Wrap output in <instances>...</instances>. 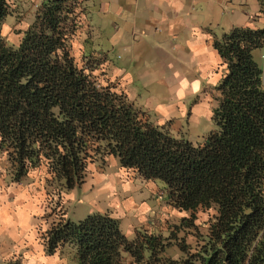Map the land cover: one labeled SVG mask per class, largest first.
Returning a JSON list of instances; mask_svg holds the SVG:
<instances>
[{
    "label": "trees",
    "instance_id": "16d2710c",
    "mask_svg": "<svg viewBox=\"0 0 264 264\" xmlns=\"http://www.w3.org/2000/svg\"><path fill=\"white\" fill-rule=\"evenodd\" d=\"M89 1L43 0L12 46L1 25L15 3L0 0V155L12 181L42 167L46 181L69 192L89 165L114 157L125 172L163 183L168 205L189 214L179 225H192L198 210L213 212L203 244L191 254L180 244L177 260L165 255L170 237L139 230L129 239L108 213L78 222L62 215L42 236L45 253L73 250L77 264H121L126 255L132 264H264V25L233 26L212 39L223 66L215 129L192 143L151 123L108 79L89 37L76 59ZM259 6L264 15V0Z\"/></svg>",
    "mask_w": 264,
    "mask_h": 264
},
{
    "label": "crops",
    "instance_id": "0c3cea01",
    "mask_svg": "<svg viewBox=\"0 0 264 264\" xmlns=\"http://www.w3.org/2000/svg\"><path fill=\"white\" fill-rule=\"evenodd\" d=\"M199 1L200 0H90L88 3L83 23L86 25L92 50L103 53L107 62L106 65L108 64L106 68L108 79L116 83V85L126 93L129 100L146 113L151 123L153 122L151 121L149 106L146 104L137 105L128 93V84H133L134 80V76L131 73V64L129 61H124L122 63L115 61L116 59L112 58L110 53L114 52L115 57L118 56L119 58V53L120 55L124 53V55L127 56L128 52H135V50H137L136 45L141 44L143 41L153 45L163 54L160 63L163 64V66H166V64L167 67L171 66L170 72L168 73H166L165 68L160 70V77H158L157 81L173 89L174 99L177 102H180L190 95H195L197 89L200 87V81L195 78L189 79L190 74H185L183 71L182 73L181 71H175L172 62L175 58L171 60L168 52H180L177 62L180 66L186 67L187 64L184 65V60H189V58H191L190 62L192 63L189 61L187 62L190 65H193L195 62L196 65L194 64V67L198 66L199 69L202 70L203 75L208 67L212 65L208 64V56L216 53L217 59L213 62L216 61L217 65H219L217 70L221 71V75H219L221 78L223 66L221 65L220 56L212 47V29L207 25L210 24V21L202 12V5ZM208 1L212 4L213 2H220L221 0H206L207 6ZM12 2L15 3L14 14L16 13L15 11H24L23 7L28 4H35L37 8L43 0H12ZM253 2H256L257 5H255L254 11L250 14V17L247 18L241 26L258 28L252 23V20L256 18L264 24V15L260 13L259 0H253ZM91 6L94 9H91ZM246 6L247 3L245 1L243 7L246 8ZM35 12L36 9L34 12H28L27 18L29 15H33L34 20ZM110 14H113L116 20L105 22L106 17ZM22 15L21 13H17L19 19ZM94 18H96L97 22L93 21ZM106 25L110 30V33H107V35L103 32L104 26ZM5 26L6 24L2 23L1 32H3ZM233 26L235 25L232 24L231 27ZM27 28L21 31L22 34ZM96 34L102 38L101 41L98 42V40H96ZM208 45L213 50L208 49ZM163 75H165L166 78H163ZM156 111L160 114V117L156 123H153L154 125L165 126L174 136H183L186 138L183 133L184 127L178 122V118L186 113L183 105H175L172 103V100H170L165 103H158ZM208 112H210L209 109ZM113 158L114 157L111 159L114 162ZM130 174H132L131 171L125 172L124 168L120 166L119 176H130L132 177L131 179L139 177L134 173L132 175ZM100 175L105 177L102 178L103 176H99L96 178L95 182H100L101 186L107 185L111 188L110 194L112 193V197L109 200V208H113L115 215L121 220L126 218L127 211H133L136 213L139 223H142L143 226H148V214L152 209H154V217H152L151 220L154 224L155 220L160 221L161 218L163 219V214H166L165 211L167 208H169L170 213L175 211V213L179 215V218L187 215L185 211L180 212L170 207L166 198L163 199L165 197L163 191L161 192V196L163 195L162 199L165 201L162 202L158 198H155L156 201L154 199L153 202L149 200L152 199V197L150 198V193L146 191L145 194L142 193V195L137 196L139 199L138 201L134 200L131 193H126L127 195L123 193V198L121 199L114 188L115 179L113 173H108L107 177L104 174ZM25 178L27 179L29 176ZM23 180L19 183L11 181L12 183H9L6 187L0 186V233H5L9 225L13 226L11 228L12 230L9 229L8 232L14 234L16 240L15 244H19L21 253L18 254L19 256L17 258V254L13 253V251H17L15 246L3 248L1 251L2 260L0 264L4 261L7 262L14 259L25 260L27 264H60L62 260L60 252L57 251L51 255L46 254L43 243L37 238L38 234L34 228L35 224L31 226L29 223L30 218L36 217V221L39 218L41 211L39 203L40 194L38 192L39 188L33 186L32 180H28L27 182ZM145 181L149 180H143V183H145ZM144 187L146 188V185ZM105 213L112 216V210L110 209H107ZM115 215L112 217H115ZM66 217H68L67 213ZM33 221H35L34 218ZM129 226L132 227L131 224H129ZM148 229L152 228L149 226L144 228V230ZM68 252H72V257H75V252L73 250ZM63 260L65 264L70 263L66 257H64ZM122 263L132 264L127 255L124 257ZM71 264H77V260L75 263L71 262Z\"/></svg>",
    "mask_w": 264,
    "mask_h": 264
},
{
    "label": "rangeland",
    "instance_id": "374dc122",
    "mask_svg": "<svg viewBox=\"0 0 264 264\" xmlns=\"http://www.w3.org/2000/svg\"><path fill=\"white\" fill-rule=\"evenodd\" d=\"M246 1V8L243 7L244 2ZM199 3L202 5V12L210 21V24H207L209 28L212 29L211 36L212 39L214 37H220L223 32H227L230 30L231 25L241 26L244 24V21L250 17V14L253 13L255 5L257 3L253 2V0H221L213 2L212 4L208 1V6L206 4V0H200ZM24 11H20L16 13H12L6 16L3 23L6 26L3 29L2 36L4 37L7 44L16 46L19 42L22 32L25 28H27L30 23L33 21V15L28 16V12H34L36 8L35 4H28L23 7ZM91 9H94L91 6ZM17 10V9H16ZM26 11V12H25ZM17 13L23 14L19 19ZM95 14V12H94ZM97 15V14H96ZM99 18V17H98ZM101 19V18H99ZM105 19V18H104ZM98 20V19H97ZM109 20H116L113 14H110L106 17L105 22ZM251 20V18H250ZM94 22L96 18L93 19ZM84 22V18H83ZM252 23L257 27H262L264 24L258 20V18L253 19ZM103 29V28H102ZM108 26H104L103 32L107 35L109 32ZM88 33L85 23H83L75 33V38L73 40V54L76 56L77 60L81 59V54L83 48H85V39H87ZM96 40L101 41L102 38L96 34ZM210 50H213L209 45L207 47ZM135 52H128V55H124L120 53L115 57V53L111 52L110 56L115 61L124 62L129 61L132 67L131 73L134 76L133 84H128V93L134 102L137 105H148L150 111L151 121L156 123L158 118L160 117L157 113V104L165 103L166 101L172 100V103L175 105H179L185 107V115L178 118V122L180 125L184 127L183 133L187 139L192 141L193 143H202L204 138L215 129V124L212 119L213 109L217 106L218 103V91L216 89L218 82L220 81L221 71L217 70V62H213L217 59V54L214 53L208 56L207 61L208 64H212L208 67L207 71L203 75L202 70L199 67H194L196 64L194 62L193 65H190L187 61L184 60V65L187 64L186 67L178 65L179 60V51H170L169 58H175L174 70L182 73V71L189 75V79H198L200 81V87L197 89L195 95H190L185 97L180 102H177L174 99L173 89L170 87H166L158 82V77H160L159 72L162 68H165L166 73L170 72V67L163 66L160 63L162 61V53L160 50L156 49L155 46L145 43L144 41L141 44L136 45ZM97 52V51H96ZM185 52V51H184ZM97 58H104L102 52H97L95 55ZM215 56V57H214ZM256 56V54H255ZM187 58V57H186ZM188 59V58H187ZM193 61V60H192ZM81 63V61H79ZM192 63V62H190ZM103 68L100 66V69L95 71L96 75H101V70ZM163 78H166L163 75ZM99 81H105L104 76H100ZM208 109L210 112H208ZM176 110V109H175ZM185 131V132H184ZM114 162L111 158L108 159L106 164L97 165L91 164L88 167L87 175L84 179V182L76 186L69 192H62L58 190L52 184L49 179L46 181L45 178V170L44 168H39L38 170H31L29 172V178H25L23 181L27 182L28 180H32L33 186L39 188L38 192L40 194V206L41 211L39 214V218L36 221V217L29 219V223L31 226L33 224L36 232L38 234V240L42 242V236L47 229L51 226L53 222H58L61 220V216L67 213V218L73 222H78L85 217H87L90 213H105L107 209L112 210V216L115 215L114 209L109 208V200L112 197V193L110 194L111 188L109 186H101L100 182H95L96 178L99 176H103L100 174H104L107 177L108 173H113L115 179L114 188L118 195H120L121 199L123 198V193H131V196L135 201H138V195L150 193V198L152 202L155 198H158L161 202L165 201V197L162 199L161 192L163 191V183L159 180H149L143 183V180L139 177L135 179H131L130 176H119L120 172V163L118 158H113ZM0 186H8L9 183H12L11 176L9 174V164L6 159L5 154L0 155ZM103 176L102 178H104ZM118 180V181H117ZM99 184V185H98ZM146 185V188L144 187ZM97 186V187H96ZM144 187V188H141ZM138 188V189H137ZM122 191V192H121ZM124 191V192H123ZM126 194V195H127ZM142 199V198H141ZM156 201V199H155ZM169 208L166 209V214H163V219L160 221L155 220V224L152 222L151 218L154 217V209L149 211L148 218L149 221L148 226L152 229H148V232H156L161 233L164 237H170L172 244L167 248L165 255L169 258L181 259L182 253L179 251L180 244H185L188 248L189 254L194 253L198 247L203 244V241L199 234L205 230V227L202 225L203 222L210 217L212 214V210H198L196 212V219L194 220L192 225H179L180 218L175 211L171 212ZM114 214V215H113ZM187 217L189 214L187 213ZM117 217V218H116ZM161 217V216H160ZM120 225V229L129 239H133L136 236L138 230H144L145 227L142 223H139L137 215L133 211L126 212V218L121 220L118 216L115 217ZM148 220V219H147ZM37 223V224H36ZM129 224L132 225L129 226ZM13 226H8V229L5 233H0V261L2 260V249L10 248L15 246L17 251H13V253H20L19 244H15L14 234L9 233V229ZM137 227V228H136ZM135 230H134V229ZM12 230V229H11ZM64 250V252H63ZM60 253L61 255V263L65 264L63 260L64 257L70 261L69 264L75 263L76 258L72 257V252H68L70 250L63 249ZM20 262V264H27L25 260L14 259ZM2 264H6L4 261ZM123 264V263H121Z\"/></svg>",
    "mask_w": 264,
    "mask_h": 264
}]
</instances>
